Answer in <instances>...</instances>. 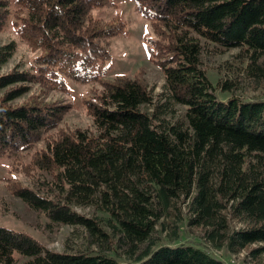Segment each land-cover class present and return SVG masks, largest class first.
Returning a JSON list of instances; mask_svg holds the SVG:
<instances>
[{
  "label": "trees",
  "instance_id": "trees-1",
  "mask_svg": "<svg viewBox=\"0 0 264 264\" xmlns=\"http://www.w3.org/2000/svg\"><path fill=\"white\" fill-rule=\"evenodd\" d=\"M134 2L156 36L163 100L139 77L117 75L86 104L93 130L62 132L33 158L52 177L49 194L25 185L14 192L50 224L81 230L93 248L57 253L0 226V264H225L175 243L185 214L211 247L256 244L251 254H264V99L219 100L201 63L205 43L237 49L247 77L264 83V0ZM107 3L0 0V31L12 14L15 35L40 51L36 66L4 70L16 43L0 45V154L22 152L55 128L60 105L37 94L15 101L32 83L60 87L79 51L86 56L75 67L89 66L100 52L94 41L117 33L90 16ZM174 106L183 107L181 119Z\"/></svg>",
  "mask_w": 264,
  "mask_h": 264
},
{
  "label": "rangeland",
  "instance_id": "rangeland-1",
  "mask_svg": "<svg viewBox=\"0 0 264 264\" xmlns=\"http://www.w3.org/2000/svg\"><path fill=\"white\" fill-rule=\"evenodd\" d=\"M107 4L92 8V19L104 23V27H113L117 31L114 35L94 41L100 52L96 57L88 60L85 68L75 67L81 56L79 51L71 66L68 77H60V87L46 83L29 84L28 92L15 101L20 103L31 95L46 99L60 105L59 119L55 128L43 132L40 142L32 144L22 152L16 150L15 155L0 154V226L21 231L36 240L45 249L53 252L90 251L84 234L81 230L64 225L50 224L47 218L39 211L31 210L20 199L15 197V188L25 185L39 189L40 194H49V174L33 163L45 141L53 140L62 132L75 129L93 130L92 121L86 111V104L95 94H98L106 82H111L119 74L128 77L137 76L151 90L157 103L163 100L164 77L160 68L161 55L155 47L156 36L150 22L144 19L135 9L134 0H107ZM15 17L11 14L4 29L0 31V45L14 41L16 49L4 70L20 65L25 70L38 62L40 51L31 50L23 40L15 35L13 29ZM87 44V40L85 42ZM92 48V47H90ZM90 49L86 48V53ZM37 57V58H36ZM86 60V57H85ZM264 62V57L263 60ZM202 68L213 86L219 100H227L236 96L242 100L264 99V83L247 77L245 68L246 57L237 49H220L213 44L205 43L201 54ZM57 74V73H55ZM57 80V79H56ZM225 81L233 82L230 90L223 89ZM174 119H181L183 107L174 106ZM76 212L88 215L87 209H74ZM185 212V211H184ZM188 214L180 223L179 237L175 243H188L200 247L213 257L225 264H264V254L253 256L251 251L258 245L250 244L239 251H231L226 247L215 249L203 238L200 228L190 227L187 223ZM241 225L233 224V229ZM166 233H162V244H167ZM89 248V249H88ZM88 249V250H87Z\"/></svg>",
  "mask_w": 264,
  "mask_h": 264
}]
</instances>
